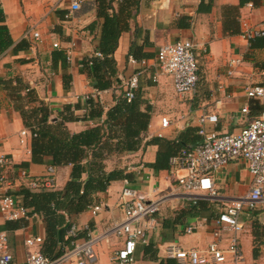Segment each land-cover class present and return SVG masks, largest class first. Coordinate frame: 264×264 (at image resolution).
<instances>
[{"label": "crops", "instance_id": "crops-1", "mask_svg": "<svg viewBox=\"0 0 264 264\" xmlns=\"http://www.w3.org/2000/svg\"><path fill=\"white\" fill-rule=\"evenodd\" d=\"M87 1L88 10L82 9L72 20H64L61 18L62 11L68 8L71 0H0V12L13 40V45L0 54V79H20L30 86L32 98L25 100L27 106L34 107L42 102L52 111L51 118H54L65 104L76 105L73 113L78 118L66 121L65 126L70 132L81 131L105 119L106 110L122 91L123 81L135 70L128 63V55L134 52L137 57L152 58L160 45L190 39L195 43L199 76L193 93L177 95L169 74H160L155 83L150 78V71L140 76L138 93L144 101L142 109L148 105L150 116L144 141L154 136L174 139L188 126L198 129V117L203 112L217 113V122L207 123L208 129L236 133L246 125L251 117L250 108L249 113L242 111L243 107H249L251 100L246 88L261 85L264 73L246 60L249 44L240 32L243 23L253 26L264 21V0H138L136 18L129 30L121 32L113 53L116 80L109 88L97 93H94L88 71L80 66V62L91 56L98 46L96 30L88 28L96 19L94 0ZM180 18L181 22L189 24L178 26ZM33 32L38 33V39L32 36ZM20 40L28 42V47L15 50L13 46ZM55 42L61 47L70 42L75 44L72 60L66 68H62L59 61H51ZM233 56L242 57L243 63L234 75L228 77L225 75L226 62ZM253 56L256 61L264 59V49L256 50ZM64 74L69 75L67 83L63 79ZM93 93V98L103 107V114L102 118L91 120L84 118L87 107L82 96ZM162 117L169 119L165 127L161 124ZM23 129L29 128L15 107L14 97L0 83V149L11 161L9 193L20 201L16 193L22 185H27L31 178H43L48 167L53 166L49 156H45L40 163L31 161L32 133L29 129L23 137ZM157 149V145L150 144L144 151L112 154L105 160L107 168H123L129 173L130 184L148 198L164 197L156 213L157 223L149 231L148 242L137 245L135 257L139 264H156L144 258V247L149 243L157 248L160 258H164L169 244L175 243L184 249L206 246L212 234L209 225H203L202 217L220 212L232 199L244 194L251 183L245 161H231L214 176L218 200H200L198 204L191 205L180 193L169 169L154 173L147 165L155 160ZM54 167V187L61 189L69 179L71 166ZM22 169L26 171V176L21 174ZM124 179L111 181L107 189L98 194L95 204L102 206L100 211L94 214L87 208L73 215L69 221L77 225L81 237L97 239L95 248L101 263L107 262L123 245V237L107 235L106 229L123 219L119 194ZM241 220L243 230L239 240L245 264H264V204L253 210L246 209ZM24 222L13 227V220L4 218L0 211V231L7 232L13 264H25L27 254L33 249L25 245L26 237L41 236L43 243L39 248L43 251L45 247L43 217L31 214ZM196 222L201 226L195 232H184L187 225ZM221 236L220 245L224 247L227 233ZM255 248L256 256L253 255ZM72 262L70 259L62 264Z\"/></svg>", "mask_w": 264, "mask_h": 264}, {"label": "built area", "instance_id": "built-area-1", "mask_svg": "<svg viewBox=\"0 0 264 264\" xmlns=\"http://www.w3.org/2000/svg\"><path fill=\"white\" fill-rule=\"evenodd\" d=\"M81 2L82 0H71L64 14L65 20L75 18L76 13L81 10ZM240 35L248 44L251 39L264 36V21L253 26L243 23ZM32 36L35 39L39 38L37 32H33ZM53 47L63 49L67 61L71 62L75 47L73 42L66 47H61L55 42ZM93 54L102 56L97 50ZM128 63L135 67L134 72L122 84L123 95L128 101L135 97L140 76L146 71L151 72L150 78L153 83L158 81L160 74L171 75L177 95L184 96L196 90L199 79L198 60L195 43L190 39H179L162 44L152 58H136L130 54ZM242 63V57H230L226 62L225 75L228 77L234 75ZM88 65H91V61ZM80 66L83 67L82 62ZM97 92L99 91L94 89V93ZM94 93L84 94L82 99L93 97ZM246 93L250 98L264 99V86H249L246 88ZM242 111L249 113V107H243ZM217 120V113L203 112L198 117V134L201 136V141L193 147L181 149L170 157L169 171L176 180L177 188L191 205H196L200 200L217 201L218 193L214 176L218 170L238 159L245 161L251 175V183L244 194L232 199L220 212L211 217H202L203 225H209L212 234V239L206 246L189 249H184L175 243L166 246L164 257L175 259L182 264H245L239 240L243 230L241 217L246 209L253 210L264 204V112L250 117L246 125L236 133H222L206 128L207 123L215 124ZM161 124L167 126L169 119L162 117ZM28 131L29 129H23L21 135L24 137ZM23 140L22 138L21 142ZM10 167L9 157L0 149V211L7 220L28 218L29 210L15 195L9 193ZM21 174L26 176V171L22 169ZM27 185L32 188L54 187L55 167L49 166L43 178H31ZM119 200L123 219L107 228L106 234L123 237L124 240L123 245L114 251L107 262L99 261L95 248L97 239L91 236L81 237L77 225L69 222L66 231L69 243L57 257H50L39 248L43 243L41 236L26 237L25 245L33 249L27 254L25 264H62L70 259L73 261L72 264H139L135 257L137 245L148 242L149 231L157 223L156 213L160 210L164 197L148 198L125 178ZM89 208L96 214L102 206L94 204ZM199 226L201 224L198 222L187 225L184 232L191 234ZM224 232L227 233V238L226 245L222 247L221 234ZM12 259L7 232L0 231V264H13Z\"/></svg>", "mask_w": 264, "mask_h": 264}, {"label": "trees", "instance_id": "trees-1", "mask_svg": "<svg viewBox=\"0 0 264 264\" xmlns=\"http://www.w3.org/2000/svg\"><path fill=\"white\" fill-rule=\"evenodd\" d=\"M94 8L96 19L88 25V28L91 31L96 30L97 51L102 56L92 54L84 58L81 68L88 71L93 88L100 91L109 88L116 80L113 53L121 32L129 30L131 22L136 18L138 0H94ZM84 9L88 10L89 4ZM66 12L67 9L62 11V19ZM180 20L182 18L177 22L180 27L189 24ZM134 28L137 34L136 25ZM12 45L11 34L5 24L4 15L0 12V54ZM27 47L28 42L25 40H20L13 46L15 50ZM259 49H264V36L249 41V53L245 58L264 73V59L256 61L253 56ZM131 55L142 58L137 57L134 52ZM51 61L53 63L59 61L62 68H66L68 64L63 49H54L51 52ZM89 61L91 65H88ZM63 79L67 83L69 75L64 74ZM0 83L9 95L14 97L15 107L19 109L25 125L34 134L31 161L40 163L45 156H49L53 166H71L69 179L61 189L44 186L32 188L29 185H22L16 193L29 210L28 215L39 214L43 217L46 231L43 252L50 257L59 256L69 243L65 225L73 215L97 203L98 194L104 192L111 181L131 178L123 168H107L105 160L108 156L122 152L144 151L147 145H157L155 160L147 164L154 173H157L170 169L171 156L201 141L197 127L191 126L181 130L174 139L154 136L144 141L150 117L149 106L142 109L144 101L138 90L130 101L121 91L115 98L114 104L106 110L105 119L81 131L70 132L65 122L78 118L73 113V109L77 108L76 105L65 104L62 110L58 111V116L51 118L52 111L46 104L40 102L34 107L26 105L25 100L32 98V89L20 79L16 81L0 79ZM261 85L264 86V81ZM85 103L87 109L84 118L91 120L102 118L103 107L99 101L89 96ZM249 108L251 117L264 112V99L251 98ZM25 219L27 218L13 220V227L23 225ZM253 255H257L256 248L253 250ZM144 258L156 264H181L175 259L160 258L157 248L152 243L145 245Z\"/></svg>", "mask_w": 264, "mask_h": 264}, {"label": "rangeland", "instance_id": "rangeland-1", "mask_svg": "<svg viewBox=\"0 0 264 264\" xmlns=\"http://www.w3.org/2000/svg\"><path fill=\"white\" fill-rule=\"evenodd\" d=\"M89 2L87 0H82L81 2V10L88 6Z\"/></svg>", "mask_w": 264, "mask_h": 264}, {"label": "water", "instance_id": "water-1", "mask_svg": "<svg viewBox=\"0 0 264 264\" xmlns=\"http://www.w3.org/2000/svg\"><path fill=\"white\" fill-rule=\"evenodd\" d=\"M68 225H69V222H67L65 226L67 227Z\"/></svg>", "mask_w": 264, "mask_h": 264}]
</instances>
